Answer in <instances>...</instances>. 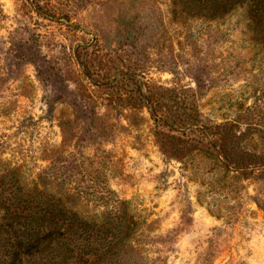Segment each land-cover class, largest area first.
I'll list each match as a JSON object with an SVG mask.
<instances>
[{
  "label": "rangeland",
  "instance_id": "obj_1",
  "mask_svg": "<svg viewBox=\"0 0 264 264\" xmlns=\"http://www.w3.org/2000/svg\"><path fill=\"white\" fill-rule=\"evenodd\" d=\"M246 17L0 0V264L18 188L88 214L130 202L154 264H264V41Z\"/></svg>",
  "mask_w": 264,
  "mask_h": 264
},
{
  "label": "trees",
  "instance_id": "obj_2",
  "mask_svg": "<svg viewBox=\"0 0 264 264\" xmlns=\"http://www.w3.org/2000/svg\"><path fill=\"white\" fill-rule=\"evenodd\" d=\"M178 5L189 13L218 17L241 8L254 37L264 41V0H178ZM18 189L14 203L6 207L15 222L11 225L13 264H154L162 260L142 248L154 238L140 234L145 220L131 210L130 202L127 209L120 204L88 214L54 194L30 198ZM159 242L165 244L166 237Z\"/></svg>",
  "mask_w": 264,
  "mask_h": 264
}]
</instances>
